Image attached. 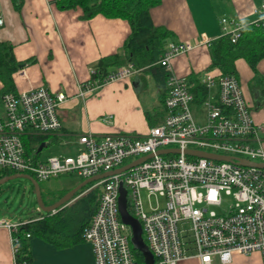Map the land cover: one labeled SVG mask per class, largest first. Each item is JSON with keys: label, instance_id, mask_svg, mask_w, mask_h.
I'll use <instances>...</instances> for the list:
<instances>
[{"label": "built area", "instance_id": "built-area-1", "mask_svg": "<svg viewBox=\"0 0 264 264\" xmlns=\"http://www.w3.org/2000/svg\"><path fill=\"white\" fill-rule=\"evenodd\" d=\"M254 12L259 19L264 18V0ZM219 24L221 36H230L234 43L243 25L226 17ZM210 42L207 38L200 41ZM191 48L188 43H169L157 62L167 72L161 121L142 136L81 135L73 156L41 160L30 148L33 140L61 129L57 110L65 94L39 87L0 98V170L29 174L37 182L65 174L87 179L150 155L87 189L99 190L96 210L82 232L95 264H139L131 250L130 229L119 216L120 186L126 190V204L141 225L154 264H178L191 257L200 264L214 260L229 264L235 255L254 252L264 264V168L243 164L264 163L258 136L261 127L254 123L235 77L203 73L198 82L205 94L195 101L188 80L173 75L169 64ZM133 71L129 64L98 80L92 78L95 68H90L91 80L83 91L126 79ZM173 149L178 153L158 154ZM185 150L227 160L190 156ZM142 189L148 197L159 196L162 202L146 209L140 197ZM224 202L228 205L223 207ZM20 224L0 219V227L11 232L13 255L18 248L14 234Z\"/></svg>", "mask_w": 264, "mask_h": 264}, {"label": "crops", "instance_id": "crops-1", "mask_svg": "<svg viewBox=\"0 0 264 264\" xmlns=\"http://www.w3.org/2000/svg\"><path fill=\"white\" fill-rule=\"evenodd\" d=\"M260 4L261 0H161L150 10L151 22L155 27L167 29L170 35L163 40L161 51L155 52V64L138 69L130 64L134 71L128 78L85 92L83 88L91 80L90 68L99 59L121 52L130 33L127 21L102 15L82 20L80 9L60 10L55 0H22L18 8L12 0H0L3 20L0 42L11 44L12 55L20 64L11 76L16 92L45 87L53 94L66 96L57 110L61 129L31 142L36 156L39 158L41 151L50 145L63 151V155L57 156H73L78 147L77 138L84 134H146L164 116L166 78L164 87H160L154 69H161L157 62L168 44L192 46L173 57L169 64L173 75L187 79L194 90L203 73L216 74L214 69L209 70V45L201 44L202 38L213 40L221 36L219 20L223 17L233 18L242 25L256 22L259 16L254 11ZM234 64L235 78L251 117L261 127L258 136L264 150V59L257 64L256 73L243 59H237ZM121 68L113 66L109 73ZM72 200L65 207L75 202ZM30 247L33 264L40 260L43 264H95L91 246L85 241L58 249L33 238ZM0 264H16L11 232L6 227H0ZM178 264L200 262L191 257ZM212 264L220 263L214 260ZM229 264H262V260L254 252L235 255Z\"/></svg>", "mask_w": 264, "mask_h": 264}, {"label": "trees", "instance_id": "trees-1", "mask_svg": "<svg viewBox=\"0 0 264 264\" xmlns=\"http://www.w3.org/2000/svg\"><path fill=\"white\" fill-rule=\"evenodd\" d=\"M18 8L22 0H12ZM60 10L80 9L82 20L91 19L96 15L106 18H118L127 21L130 33L127 36L120 53L103 57L97 61L93 79L101 80L111 67H125L132 64L135 68H142L155 64L154 54L161 51L163 40L170 32L161 27H155L151 22L150 10L161 3V0H55ZM211 65L209 70H215L221 76L236 77L235 61L243 59L248 67L256 73L257 64L264 59V18L254 23L245 24L240 35L233 43L230 36H219L209 44ZM12 55V46L0 42V98L6 93L16 92L12 81V74L18 68ZM159 86L164 87L167 72L164 67L154 69ZM205 89L198 83L192 91L195 101L204 97ZM164 94V93H163ZM164 100V99H163ZM162 100V103H163ZM149 121L150 116L146 113ZM157 119V118H156ZM158 120L155 122L158 123ZM42 137L38 138L39 139ZM34 141V140H33ZM36 141V139H35ZM28 143L29 140H26ZM14 173L0 170V179ZM78 183L84 179L78 178ZM93 183L79 189L70 200L80 197L69 206L56 211L54 214L44 213L21 223L14 234L18 240V248L14 255L16 264H33L30 241L39 238L54 247L68 248L83 242L82 232L92 218L98 203L99 190L92 188ZM69 190V189H68ZM68 190L55 200L57 201ZM129 214L135 217L130 206ZM136 218V217H135ZM28 235V237H27ZM146 243L144 236H142ZM131 246L137 262L144 264L143 255Z\"/></svg>", "mask_w": 264, "mask_h": 264}, {"label": "rangeland", "instance_id": "rangeland-1", "mask_svg": "<svg viewBox=\"0 0 264 264\" xmlns=\"http://www.w3.org/2000/svg\"><path fill=\"white\" fill-rule=\"evenodd\" d=\"M211 92L213 93L214 89H212ZM30 148H32V145H30ZM63 154L64 153L61 149L57 148L55 145H50L41 151L39 158L43 160L47 156ZM77 183L78 180L76 176L65 174L46 181L38 182V185L43 202L49 205L56 202L55 200L58 196L66 190H70L76 186ZM80 195L75 197L72 201L78 199ZM140 197L146 209L149 204L154 206L155 203L162 202V199L159 196L151 195L148 197L147 192L144 189L140 190ZM227 205L228 202L223 203V207ZM213 209L218 213L222 212L221 209ZM41 214H44V212L38 208L34 187L28 179L15 178L0 184V218H5L10 220V222L18 223L26 222L30 218ZM38 264H43V262L40 260Z\"/></svg>", "mask_w": 264, "mask_h": 264}, {"label": "water", "instance_id": "water-1", "mask_svg": "<svg viewBox=\"0 0 264 264\" xmlns=\"http://www.w3.org/2000/svg\"><path fill=\"white\" fill-rule=\"evenodd\" d=\"M40 149L41 148H39V150ZM167 152L178 153V150H176V149L160 150L158 152V154H164ZM185 154L190 155V156H196V157H206V158H210V159H214V160H227L226 157L216 156L213 154H207V153H204L201 151L185 150ZM148 157H150V155L145 156L141 159H138V160L134 161L133 163L127 164V165H125L119 169L84 179L82 182H80L79 184H77L76 186H74L73 188L68 190L56 202H53L52 204H49V205H47L43 202L38 182L29 174L14 173L12 175L5 176L2 179H0V184L6 182L8 180L15 179V178L28 179L34 187V193L36 196V202H37L38 208L41 211H43L44 213L52 214V213L64 208L65 205L68 204L70 198L79 189H81L85 185L93 183L95 181H98L102 178L108 177V176L113 175V174L122 173V172L128 170L129 168L135 166L136 164L140 163L141 161H143L144 159H146ZM243 164L249 165V166L264 168V163H255V162L244 161ZM118 210H119V216H120L122 223L125 224L126 226H128L130 229V232H131L130 243H131L132 247L136 250H139L142 253L143 259H144V264H154L153 257L151 255L150 251L148 250L146 244L143 241L141 225H140L139 221L135 217H133L131 214H129V212L127 210L126 190L124 189L123 186H120V188H119Z\"/></svg>", "mask_w": 264, "mask_h": 264}, {"label": "bare ground", "instance_id": "bare-ground-1", "mask_svg": "<svg viewBox=\"0 0 264 264\" xmlns=\"http://www.w3.org/2000/svg\"><path fill=\"white\" fill-rule=\"evenodd\" d=\"M41 151V150H40Z\"/></svg>", "mask_w": 264, "mask_h": 264}]
</instances>
